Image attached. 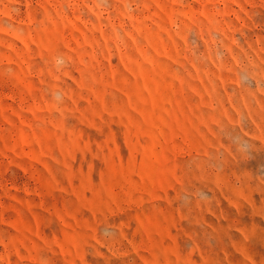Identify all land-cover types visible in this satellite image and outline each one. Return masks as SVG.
I'll return each instance as SVG.
<instances>
[{
    "label": "rangeland",
    "instance_id": "1",
    "mask_svg": "<svg viewBox=\"0 0 264 264\" xmlns=\"http://www.w3.org/2000/svg\"><path fill=\"white\" fill-rule=\"evenodd\" d=\"M0 264H264V0H0Z\"/></svg>",
    "mask_w": 264,
    "mask_h": 264
}]
</instances>
